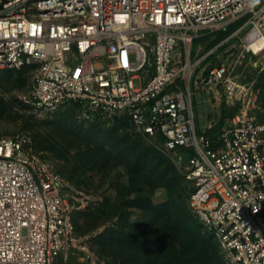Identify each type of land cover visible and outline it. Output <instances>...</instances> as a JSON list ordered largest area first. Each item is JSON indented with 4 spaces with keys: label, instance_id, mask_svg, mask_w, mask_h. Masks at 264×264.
<instances>
[{
    "label": "built area",
    "instance_id": "1",
    "mask_svg": "<svg viewBox=\"0 0 264 264\" xmlns=\"http://www.w3.org/2000/svg\"><path fill=\"white\" fill-rule=\"evenodd\" d=\"M243 18L228 37L251 24L235 60L205 64L198 89L244 110L215 134L198 131L192 78L205 57L191 61L192 43ZM247 55L264 59V0H0V70L34 68L24 101L124 119L178 157L189 208L224 264H264V101L250 116L236 74ZM76 200L27 133L0 135V264H70L71 250L97 264Z\"/></svg>",
    "mask_w": 264,
    "mask_h": 264
},
{
    "label": "rangeland",
    "instance_id": "2",
    "mask_svg": "<svg viewBox=\"0 0 264 264\" xmlns=\"http://www.w3.org/2000/svg\"><path fill=\"white\" fill-rule=\"evenodd\" d=\"M250 27L231 41L221 32L193 41L191 61L205 57L192 78L198 131L219 130L243 109L242 102L228 104L222 92L198 89V75L205 64L233 62ZM182 50L179 43L175 59ZM236 62V74L248 90L245 106L250 116L260 117L264 59L247 55ZM33 73L31 66L0 70V135L27 133L34 150L62 173L77 198L78 231L89 236L97 264H224L216 238L189 209L178 157L159 142L133 134L124 119L84 120L71 104L56 111L35 109L24 101Z\"/></svg>",
    "mask_w": 264,
    "mask_h": 264
},
{
    "label": "trees",
    "instance_id": "3",
    "mask_svg": "<svg viewBox=\"0 0 264 264\" xmlns=\"http://www.w3.org/2000/svg\"><path fill=\"white\" fill-rule=\"evenodd\" d=\"M240 25L238 24V22L230 25L229 27H227L226 30H220L218 32H221V34L219 35L220 37H229L230 35H232V33L239 27ZM217 32L215 33H210V34H206V38H210L212 37L213 35H215ZM203 37V36H202ZM232 39V38H231ZM231 39H229L228 41H231ZM216 54H213L212 56H208V58H213L215 57ZM219 64V63H218ZM225 123V122H224ZM226 124V123H225ZM224 124V125H225ZM221 129V128H220ZM219 129V130H220ZM219 130H212V131H208L209 134H215L216 132H218ZM187 182V181H186ZM190 192V190H188ZM189 192H188V195H189ZM190 209V208H189ZM191 211V210H190ZM195 220L197 221L198 224H200L202 227H204L201 223H199V221L195 218ZM221 256V255H220ZM222 258V257H221ZM223 261V260H222Z\"/></svg>",
    "mask_w": 264,
    "mask_h": 264
},
{
    "label": "water",
    "instance_id": "4",
    "mask_svg": "<svg viewBox=\"0 0 264 264\" xmlns=\"http://www.w3.org/2000/svg\"><path fill=\"white\" fill-rule=\"evenodd\" d=\"M74 250H71V255H70V264H86L85 261H79L78 256L73 253ZM57 264H62V258L59 256Z\"/></svg>",
    "mask_w": 264,
    "mask_h": 264
},
{
    "label": "clouds",
    "instance_id": "5",
    "mask_svg": "<svg viewBox=\"0 0 264 264\" xmlns=\"http://www.w3.org/2000/svg\"><path fill=\"white\" fill-rule=\"evenodd\" d=\"M252 3H258V0H252Z\"/></svg>",
    "mask_w": 264,
    "mask_h": 264
}]
</instances>
